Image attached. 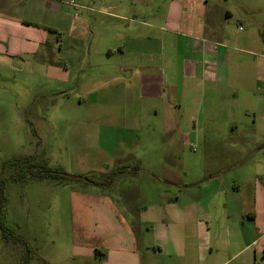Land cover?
I'll list each match as a JSON object with an SVG mask.
<instances>
[{
    "label": "crops",
    "instance_id": "obj_1",
    "mask_svg": "<svg viewBox=\"0 0 264 264\" xmlns=\"http://www.w3.org/2000/svg\"><path fill=\"white\" fill-rule=\"evenodd\" d=\"M156 2L0 0V65L11 63L37 38L42 40L43 33L30 26V17H23V5L32 14L45 9L56 22L44 24L45 30H68L75 45L66 56L52 55L46 64L42 59L43 65L59 79L84 72L80 93L85 97L79 100L88 107L85 123L106 131L101 141H115L112 150L104 151V164L111 169L101 172V181L92 177L93 161L82 153L87 165L77 160L74 173L90 181L69 177L76 184L65 185L71 218L78 223L71 259L82 264H264V65L252 81L245 71L226 64L230 53L225 32L212 18L215 0H164L163 9ZM79 8L112 19L110 27L116 30L111 39L101 38L103 47L97 59L90 58L95 68L89 72L82 65L85 49L82 53L78 46L98 40L94 32L89 36L90 31H84L90 22L80 20ZM156 29L163 31L160 37L154 36ZM154 38H160L159 47ZM260 51L256 62L262 66L264 46ZM240 83L259 92L246 112L253 119V132L243 136L242 145L235 139L241 135L234 133L243 114L239 103L218 106L219 118H205L203 113L209 91L231 85L236 96ZM205 122L225 124L232 131L205 138L198 134V124ZM191 124L194 132L182 129ZM147 125H159L161 140L178 142L179 149L170 143L157 149L153 141L141 148V127ZM119 127L127 130V147L119 146ZM200 139L214 142L211 152L224 159L212 168L186 169L182 143L194 140L199 150ZM126 158H132V166L121 162ZM143 158L148 159L150 176L141 197L111 195L108 189L124 180L118 178L124 170H134L140 179ZM97 249L102 255L97 256Z\"/></svg>",
    "mask_w": 264,
    "mask_h": 264
},
{
    "label": "rangeland",
    "instance_id": "obj_2",
    "mask_svg": "<svg viewBox=\"0 0 264 264\" xmlns=\"http://www.w3.org/2000/svg\"><path fill=\"white\" fill-rule=\"evenodd\" d=\"M155 4L159 9H163L164 0H157ZM24 6L23 17H30V26L37 28L43 35L42 40L37 38V42H31L29 48L23 47V53H18L19 56L11 60V63L0 65V189L2 186L5 195L0 219L8 228L6 232L2 230L0 233V264H23L26 250H30L29 264H82L79 259L73 261L70 256L75 241L74 227H77L78 223L71 218L70 194L65 188V185L76 184V181L67 177L36 179L31 176L23 177V174L15 179L13 174L26 170V160L31 159L34 162H45L50 168L59 169L60 172L77 175L74 173L75 164L83 161L87 165L86 157L81 156L84 153L88 160L93 161L90 163L92 177L101 181V172L105 168L111 169L104 164V151L112 150L115 141H101L102 136H106V131H102L100 126L85 123L88 107L79 100L80 97H85L84 93H80L83 90L80 83L84 79V72H74L68 80H61L49 72L47 65H43L44 61L46 64L53 60L52 55L63 57L73 50L71 45H75V42L68 30H59L58 34L62 35L46 31L44 24L56 23L50 20L53 18L51 14L43 8L40 13L39 10L32 14L31 11L25 10ZM78 10L80 20L88 19L90 22L89 29L84 31H90L89 36L94 32L93 36L98 40L97 43L78 46L82 53L85 49L87 58L82 61V65L85 71L89 72L95 68L89 65L90 58L97 59L99 56H96V53L103 47L100 44L101 38L111 39L113 34L116 35V30L110 27L113 25L112 19L94 11L80 8ZM212 18L215 26L225 32L226 49L230 53L225 59L226 64L234 70L245 71L251 76L250 80H256V73L258 74L264 65L257 64L262 53L260 48L264 46V0H215ZM162 32L156 29L154 36L160 37ZM168 35L175 37L170 33L166 36ZM154 39L156 47H159L160 38ZM42 59L45 60L42 62ZM239 86L236 96L231 92V85L227 88L220 87L214 92L211 90L213 94H209V91L203 98V113L205 118H219L222 111H219L218 106L235 101L239 103L243 114L240 115L241 120L234 133L241 135L235 139L242 145L245 139L243 136L253 132V119L246 116V112L249 113L248 108L255 104L259 92L254 90V87L250 89L247 84L240 83ZM97 94L99 95L98 92ZM184 127L190 133L194 124L183 126L182 129ZM119 128L115 133L120 139L119 146L127 147V130L124 127ZM158 128L159 125L141 127L144 142H141L140 147L146 148L148 143L153 141L152 146L157 149L169 143V147L179 149L178 142L162 141V135L157 133ZM198 128H201L198 134L204 135L205 138L212 133L232 131L231 126L211 122L198 124ZM191 141L182 143L181 146L186 151L185 156L181 158L186 164V169L201 166L208 169L223 161V157L211 152L214 142L200 139L197 141L198 150L196 142ZM222 146L224 150L234 149L228 145ZM119 150L122 152L121 148ZM195 150L199 157L193 154ZM121 162L125 166L133 165L132 158ZM147 162V158L142 159L140 179L135 178L134 170H124L121 176H118L124 180L117 181V185L109 188L108 192L111 195L116 194L117 199L121 195L139 199L140 190L150 176ZM116 171L114 169L111 174L119 173ZM106 175L105 173L104 176ZM116 201L120 207L124 205L122 200ZM18 238L20 240H17Z\"/></svg>",
    "mask_w": 264,
    "mask_h": 264
},
{
    "label": "trees",
    "instance_id": "obj_3",
    "mask_svg": "<svg viewBox=\"0 0 264 264\" xmlns=\"http://www.w3.org/2000/svg\"><path fill=\"white\" fill-rule=\"evenodd\" d=\"M27 163V168L25 166L26 170H23V172H18L16 174H13L14 178H18V176H31L36 179H45V178H66L67 176H64L60 173L59 169H52L50 168L45 162H34L31 159L26 160ZM122 168L117 169L116 172H120ZM57 171V172H55ZM70 179L69 177H67ZM4 189V188H3ZM5 200V195H4V190H2V186L0 189V214L2 211V203ZM0 226L3 229L4 232L7 231V227L2 224V220L0 219ZM17 240H20L19 238ZM23 243V239H21ZM102 251L97 249L96 254L99 256L100 254L102 255ZM104 255V254H103ZM29 259H30V250H26L24 253V258H23V264H29Z\"/></svg>",
    "mask_w": 264,
    "mask_h": 264
},
{
    "label": "water",
    "instance_id": "obj_4",
    "mask_svg": "<svg viewBox=\"0 0 264 264\" xmlns=\"http://www.w3.org/2000/svg\"><path fill=\"white\" fill-rule=\"evenodd\" d=\"M57 172V171H55ZM62 175L64 176H67V177H70V178H76V179H84L86 181H90L88 178L84 177V176H81V175H71V174H67V173H64V172H60Z\"/></svg>",
    "mask_w": 264,
    "mask_h": 264
}]
</instances>
